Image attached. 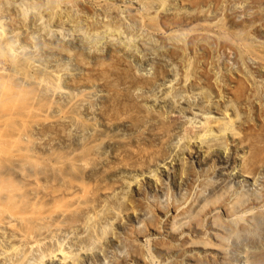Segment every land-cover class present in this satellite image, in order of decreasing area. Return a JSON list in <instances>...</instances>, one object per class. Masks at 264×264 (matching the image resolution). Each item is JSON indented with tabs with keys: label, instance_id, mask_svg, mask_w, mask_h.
<instances>
[{
	"label": "rangeland",
	"instance_id": "374dc122",
	"mask_svg": "<svg viewBox=\"0 0 264 264\" xmlns=\"http://www.w3.org/2000/svg\"><path fill=\"white\" fill-rule=\"evenodd\" d=\"M46 4L0 0V264L263 263L264 1Z\"/></svg>",
	"mask_w": 264,
	"mask_h": 264
},
{
	"label": "bare ground",
	"instance_id": "6f19581e",
	"mask_svg": "<svg viewBox=\"0 0 264 264\" xmlns=\"http://www.w3.org/2000/svg\"><path fill=\"white\" fill-rule=\"evenodd\" d=\"M40 2L42 1V0H39ZM262 1H264V0H262ZM43 2H44V0H43ZM56 2H57V0H47V4L49 5V6H53V4H56ZM165 2V1H164ZM46 4V5H47ZM52 4V5H51ZM61 4V3H60ZM10 5V4H9ZM32 5V4H31ZM30 5V6H31ZM34 5V4H33ZM143 5V4H142ZM147 5V4H146ZM26 6V5H25ZM40 6H42V5H40ZM145 6V5H144ZM149 7V6H148ZM153 7V6H152ZM151 6L149 7V9H151L152 8ZM59 9H60V6H59ZM63 11V10H62ZM148 11V10H147ZM157 11V10H156ZM151 12V11H150ZM158 12V11H157ZM106 17V16H105ZM104 17V19L106 20V18ZM26 18V17H25ZM28 18V17H27ZM41 18V17H40ZM108 18V17H107ZM90 19H91V17H90ZM97 19H99V17L97 18ZM104 19H103V21H104ZM42 20V19H41ZM89 20V19H88ZM93 20V19H92ZM102 20V19H101ZM109 20V19H108ZM73 21V20H72ZM120 21V20H119ZM106 22V21H105ZM110 23V22H109ZM115 23V22H114ZM119 23V22H118ZM111 24V23H110ZM109 24V26H111ZM120 25V24H119ZM123 24H121V26H122ZM48 26H49V24H48ZM107 26H108V24H104V28L106 27L107 28ZM121 26H117V27H115V28H112V29H114L113 30V32H115L114 34H116V32H119V34L120 35H123V33H124V31H123V27H122V29H121ZM88 27H90V26H88ZM92 28V27H91ZM83 29V28H82ZM98 29V28H97ZM109 29H111V27L109 28L108 27V29L107 30H104V31H108L107 33H109ZM111 29V30H112ZM141 29V28H140ZM90 30V29H89ZM89 30L87 31L86 30V32H87V34L89 33L90 34V32H89ZM93 30V29H92ZM1 31V30H0ZM4 31V29L1 31L2 32V34H4L5 32H3ZM101 32H102V30H101ZM112 32V31H111ZM112 32V33H113ZM88 34V35H89ZM98 35H99V33H97ZM111 34V33H110ZM118 34V35H119ZM6 35V34H5ZM92 35V34H91ZM113 35V34H112ZM126 35V34H125ZM8 36V35H7ZM132 36V35H131ZM113 37V36H112ZM125 38H127V37H125ZM137 39V38H136ZM97 41V40H96ZM123 42V41H122ZM130 44V43H129ZM133 44V43H132ZM126 47V46H125ZM63 50H64V48H63ZM246 51V50H245ZM244 51V52H245ZM14 53H15V51H13ZM248 52V51H247ZM15 55V54H14ZM245 56V55H244ZM30 63V62H29ZM2 64V63H1ZM0 64V65H1ZM31 64V63H30ZM3 65V64H2ZM6 66H8L7 64H5ZM29 65V64H28ZM6 66H4L5 68H3V67H0V70H5L6 71ZM8 68V67H7ZM11 69V68H10ZM10 69H8V71L10 72L11 70ZM5 71L3 72V73H5ZM42 71H43V69H42ZM45 71V70H44ZM9 72L7 73V74H9ZM13 72V71H12ZM2 73V74H3ZM44 73V72H43ZM48 73V72H47ZM0 74H1V72H0ZM12 75V74H11ZM14 76H15V74H14ZM10 77V76H9ZM232 80V79H231ZM241 96V95H240ZM249 99V98H248ZM252 106V105H251ZM209 120H208V124H207V127H206V130H205V136H204V138L206 137H214V134H215V132H214V129H213V127H212V125H211V123H213V121H218L219 119H215L214 117H209L208 118ZM233 122H222V123H219V126H220V128H219V132L221 133V134H225V133H229V131L232 129H234L235 128V126H233V124H232ZM165 126V125H164ZM231 130V131H232ZM236 130V129H235ZM234 130V131H235ZM203 138V137H202ZM202 139V141H206V139ZM83 205V204H82ZM256 206V205H255ZM178 207V206H177ZM238 207V206H237ZM115 209V208H114ZM93 210V209H92ZM186 210V209H185ZM252 211V210H251ZM122 212V211H121ZM237 212V211H236ZM245 212V211H244ZM262 213V212H261ZM157 214V213H156ZM249 214V213H248ZM245 215V214H244ZM178 216V215H177ZM247 216V215H246ZM246 216H245V218H246ZM241 217H243V216H241ZM160 218H162V217H160ZM263 218H264V215H263ZM236 219V218H235ZM241 220H242V218H241ZM257 221H259V220H257ZM98 222V221H97ZM260 222H261V220H260ZM199 223V222H198ZM94 224H95V222H94ZM101 224V223H100ZM257 224V223H256ZM199 225V224H198ZM239 225V224H238ZM96 226V225H95ZM146 227V226H145ZM167 226L164 224L163 225V229H165ZM243 227V226H242ZM241 227V228H242ZM248 227V226H247ZM257 228H258V232H259V230L260 231H264V226L263 225H261L260 223H258V225L256 226ZM250 228H252V227H250ZM237 231V230H236ZM169 233H171V235L170 236H172V231L171 232H168V230H167V235L169 234ZM177 233V232H176ZM237 233V232H236ZM262 233V232H261ZM54 235V234H53ZM95 235V234H94ZM184 235V233H182V236ZM6 236V235H5ZM96 236V235H95ZM169 236V237H170ZM93 238V237H92ZM86 239V238H85ZM252 239V238H251ZM92 241H94V240H92ZM128 241H130V240H128ZM254 241V240H253ZM37 242V241H36ZM95 242V241H94ZM155 242V241H154ZM198 243V242H197ZM138 244V243H137ZM184 244V243H183ZM153 245L156 247V249H155V251L154 252H156L157 253V255L158 256H160V255H162V248H164L166 245L165 244H163L162 242L161 243H153ZM171 245V244H170ZM178 245V244H177ZM182 245V244H181ZM191 245V244H190ZM172 246V245H171ZM168 247H170L169 245H168ZM179 248V247H178ZM185 248V247H184ZM15 249V248H14ZM13 249V250H14ZM18 249V248H17ZM16 249V250H17ZM97 250V249H96ZM63 251V250H62ZM152 251V250H151ZM21 252V251H20ZM60 252H61V250H60ZM258 252H260V251H258ZM261 252H263V251H261ZM142 253V252H141ZM60 255L62 254H65V255H63L64 257H70L71 255L70 254H68V253H63V252H61V253H59ZM66 254L68 255V256H66ZM72 254V253H71ZM169 254V253H168ZM20 255V254H19ZM18 255V256H19ZM44 255V254H43ZM128 255V254H127ZM62 256V257H63ZM131 256V255H130ZM145 256V255H144ZM157 256V257H158ZM201 256V255H200ZM260 256V255H259ZM264 256V255H263ZM72 257V256H71ZM129 257V256H128ZM156 257V258H157ZM172 257H176V258H182V257H185V255H180V254H178V255H172ZM171 257V258H172ZM12 258V257H11ZM175 258V259H176ZM189 258H190V256H189ZM195 258V257H194ZM202 258V257H201ZM15 259V258H14ZM43 259V258H42ZM68 259H70V258H68ZM67 259V260H68ZM140 259V258H139ZM143 259V258H142ZM185 259V258H184ZM184 259H181L180 261H182L183 262V264L185 263L184 262ZM187 259V258H186ZM263 259V258H262ZM262 259H261V261H262ZM66 260V259H65ZM145 260V259H144ZM152 260V259H151ZM176 260H178V259H176ZM153 261V260H152ZM186 261V260H185ZM248 261V260H247ZM118 262V261H117ZM66 263V262H65ZM261 263V262H260ZM187 264V263H186ZM261 264H264V261H263V263H261Z\"/></svg>",
	"mask_w": 264,
	"mask_h": 264
}]
</instances>
